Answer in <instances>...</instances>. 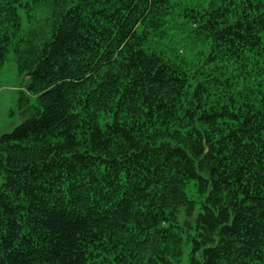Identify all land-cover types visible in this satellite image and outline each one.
Listing matches in <instances>:
<instances>
[{
  "label": "trees",
  "instance_id": "1",
  "mask_svg": "<svg viewBox=\"0 0 264 264\" xmlns=\"http://www.w3.org/2000/svg\"><path fill=\"white\" fill-rule=\"evenodd\" d=\"M8 59L0 264H264V0H0Z\"/></svg>",
  "mask_w": 264,
  "mask_h": 264
},
{
  "label": "rangeland",
  "instance_id": "2",
  "mask_svg": "<svg viewBox=\"0 0 264 264\" xmlns=\"http://www.w3.org/2000/svg\"><path fill=\"white\" fill-rule=\"evenodd\" d=\"M184 2H188L191 5L201 3L202 6H207L214 0H182ZM218 2L216 1L215 4ZM23 24L25 25V18L26 14L23 11L19 12ZM180 18H177L179 21ZM171 33L172 38L175 40L181 39L184 34L181 33L179 29L169 30ZM198 45H195L196 48H201V42L197 41ZM195 43V44H196ZM177 45H183L184 55L188 57V48H189V39L186 42L180 41ZM199 46V47H198ZM227 65L230 67L228 62ZM230 71H227L226 74H233L235 75L233 79L236 81L240 80V77L237 76L238 71H231V67L229 68ZM27 82L25 77H21L17 74V69L15 63L8 59L4 62L2 67L0 68V135L4 133L10 132L16 125L21 123L25 116L20 114L17 107V98H18V91L24 89V85ZM2 179L0 178V182ZM186 194L190 198H195L194 190L191 184H187L185 188ZM183 219L182 215L178 216V221L181 222ZM187 253H188V245L185 247L184 254L182 256L181 261L178 264H187Z\"/></svg>",
  "mask_w": 264,
  "mask_h": 264
}]
</instances>
